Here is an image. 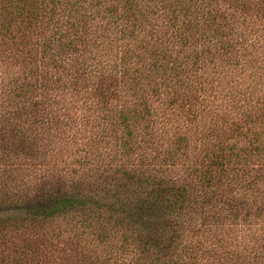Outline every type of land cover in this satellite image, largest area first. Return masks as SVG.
<instances>
[{"label":"trees","instance_id":"16d2710c","mask_svg":"<svg viewBox=\"0 0 264 264\" xmlns=\"http://www.w3.org/2000/svg\"><path fill=\"white\" fill-rule=\"evenodd\" d=\"M0 264H264V0H0Z\"/></svg>","mask_w":264,"mask_h":264}]
</instances>
